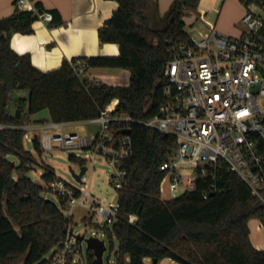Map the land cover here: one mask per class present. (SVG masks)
Masks as SVG:
<instances>
[{
	"label": "trees",
	"instance_id": "1",
	"mask_svg": "<svg viewBox=\"0 0 264 264\" xmlns=\"http://www.w3.org/2000/svg\"><path fill=\"white\" fill-rule=\"evenodd\" d=\"M116 1V9L97 33L101 43H116L118 54L64 59L49 71L34 66L29 54L14 51L7 36L31 33L37 14L16 8L11 16L0 18V123L23 125V111L33 114L42 109L54 122L87 121L113 100L116 112L135 120L157 114L166 101L164 66L171 48L187 38L184 17L196 10L200 0H173L160 27L150 24L145 12L148 0ZM259 1L240 0L245 6ZM50 12L52 25H58L59 16ZM81 67L82 72L93 67L127 69L128 85L82 78ZM20 89L28 90V97L19 99L16 107L21 113L16 118V109L10 112L7 106L9 95ZM25 132L0 129V264H18L22 257V264L37 262L65 238L70 222L60 203L42 195L45 186L25 176L36 162L24 149ZM129 135L132 153L122 161L125 182L115 188L119 212L115 222L104 228L111 251L113 239L117 242L114 264H145L144 257L156 259L155 263L170 258L179 264H264V250L252 245L248 227L251 218L264 226V205L237 174L219 162L213 177L198 176L193 189L163 199L159 185L164 171L159 166L175 145V137L138 122L131 123ZM259 143L264 152V139ZM32 144L40 152L37 136ZM8 155L17 157V163L12 164ZM68 158L84 164L78 156ZM41 177L46 185L55 175L45 167ZM130 214L137 219L130 222ZM87 253L89 264H97L92 250Z\"/></svg>",
	"mask_w": 264,
	"mask_h": 264
},
{
	"label": "built area",
	"instance_id": "2",
	"mask_svg": "<svg viewBox=\"0 0 264 264\" xmlns=\"http://www.w3.org/2000/svg\"><path fill=\"white\" fill-rule=\"evenodd\" d=\"M15 5L18 10L33 11L38 18L52 21V14L36 10L33 0H15ZM250 5L257 11L246 9L240 19L239 36L219 32L214 23L205 20V13L189 22L193 29L199 19L204 27L195 33L186 31L187 38L171 48L163 69L166 101L153 117L135 120L118 113L113 100L90 120L100 124L95 135L64 132L69 122H41L31 128L55 130L39 137L40 148L90 150L92 159H105L113 167L111 182L119 188L126 174L122 161L132 153L130 135L124 130L138 122L175 137V145L159 166L164 171L159 185L161 198H174L193 189L198 176L213 177L217 164L223 162L264 205V152L259 148L264 139V0L247 7ZM81 65L87 66L85 62ZM2 128L24 126L0 123ZM187 166L191 173L183 182L180 170ZM45 187L57 194L60 208L70 222L65 238L33 264H89L87 250L81 248L82 241L75 238L70 227L73 210L77 206L91 209L103 220V228L110 227L119 212L118 200L108 206L95 203L88 189H76L56 176ZM136 219V215H129L130 222Z\"/></svg>",
	"mask_w": 264,
	"mask_h": 264
},
{
	"label": "crops",
	"instance_id": "3",
	"mask_svg": "<svg viewBox=\"0 0 264 264\" xmlns=\"http://www.w3.org/2000/svg\"><path fill=\"white\" fill-rule=\"evenodd\" d=\"M172 1L148 0L147 6L155 2L158 16L163 17ZM234 2L239 6L235 13L228 15L230 5ZM36 3L39 4L41 11L38 10ZM33 5L39 12L54 10L60 18V23L52 25V21L47 22L36 17L32 21L31 33L14 32L10 33L9 38L11 48L17 53L29 54L32 64L40 70L49 71L58 68L64 59L118 54V45L109 42L101 43L97 33L98 28L116 9V0H33ZM247 8L257 11L255 6L247 7L240 0H223L221 9L214 20L215 28L223 34L239 36L242 33L239 21ZM15 11V0H0V18L11 16ZM50 13L53 19V13ZM204 13L207 14V12ZM85 72L92 76V80L109 85H124L129 82V71L124 68L93 67ZM40 123L39 119L35 120L30 128ZM248 227L252 245L256 249L264 250V226L258 219L251 218L248 221ZM143 262L145 264H179L170 258H163L154 263L150 257H144Z\"/></svg>",
	"mask_w": 264,
	"mask_h": 264
},
{
	"label": "rangeland",
	"instance_id": "4",
	"mask_svg": "<svg viewBox=\"0 0 264 264\" xmlns=\"http://www.w3.org/2000/svg\"><path fill=\"white\" fill-rule=\"evenodd\" d=\"M223 0H200L198 8L192 12L191 15L185 16V31H193L196 32L197 29L203 28V22L197 19L194 22L193 29L189 26V22H191L195 16H198L199 13L207 12L204 15L205 20H208L214 23L217 14L221 9V5ZM237 5V6H236ZM239 4L235 3L230 5L228 15L236 12L237 7ZM146 15L150 20V24L153 27H160L163 25L162 17H159L156 11L155 2L150 3L146 7ZM218 20V19H217ZM219 21L217 22V24ZM240 23V21H239ZM80 76L82 78L93 79L92 76L87 72H81ZM113 85V84H112ZM117 85V84H115ZM128 85V82L124 85ZM28 97V90L20 89L13 91L9 95L8 100V109L10 112H14L17 108V104L20 98H27ZM20 112V111H19ZM21 113V112H20ZM45 120V122H51L49 112L47 109H42L37 111L33 114H27L25 111L22 112V124L24 126L25 133L27 137L23 138V146L24 149L30 151L35 159L36 162L32 164L31 168H29L25 176L30 178L33 181L38 182L42 186H45V182L42 179L41 175L44 172L45 167H49L53 170L54 175L65 183L71 185L76 189L86 188L89 190L90 196L93 197L96 201H99L101 205L108 206L111 203H114L117 200V191L114 188L113 183L111 182V174L113 173V167L107 162V160L102 159H92V152L90 150L82 149V148H60L58 146L53 147L51 150H43L40 148V152L36 151L32 144V138L34 136L39 137L45 132H55V130H47V129H31L30 125L34 123L35 120ZM100 124L94 121H76V122H69L67 123L63 131L64 132H74L79 135H95L97 132L100 131ZM69 155H75L82 159H84V164L82 166H86V171L81 177V181H77L72 173V169L75 173H78L80 170V165L75 162H71L69 160ZM8 159L11 162L17 163V157L13 155H8ZM191 173V169L189 166L183 167L180 170L181 179L183 182H186L187 175ZM16 177L17 174L14 173ZM42 191V195L54 201L56 204L59 205V198L57 194L53 191L48 190ZM91 197L89 200H91ZM103 220L97 215L93 214L91 209H86L81 206H77L73 210V217L70 224V227L73 229V234L75 235H83L84 238H88L91 236H95L99 239H103L106 249L102 254V260L104 264H114V252L117 247V242L115 239L114 241V249L111 251L109 248V239L106 237L104 232V228L102 226ZM83 250H88L87 244L85 241H82L80 244ZM23 263V257L19 260L18 264Z\"/></svg>",
	"mask_w": 264,
	"mask_h": 264
},
{
	"label": "water",
	"instance_id": "5",
	"mask_svg": "<svg viewBox=\"0 0 264 264\" xmlns=\"http://www.w3.org/2000/svg\"><path fill=\"white\" fill-rule=\"evenodd\" d=\"M33 18H35L34 15H33ZM7 36L9 37L10 36V33H7ZM19 116H20L19 109L16 108V110H15V117L16 118H19ZM124 133L125 134H128L129 133V130L128 129H125L124 130ZM11 163L13 164V162H11ZM70 170H71V173H72L73 177L77 181L82 182L81 181V177L84 174V172L86 171V166H81L78 173H75L72 169H70ZM75 238L77 240H79V241H85L86 242L87 248L90 249V250H92L93 255L95 257V260H96L97 264H104V262L102 260V254L105 251L106 246H105V243H104V241L102 239H99V238L93 237V236L88 237V238H84L83 235H75ZM153 262L155 263L156 262V259H153Z\"/></svg>",
	"mask_w": 264,
	"mask_h": 264
}]
</instances>
